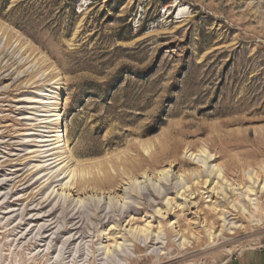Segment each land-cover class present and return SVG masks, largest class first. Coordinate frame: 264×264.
<instances>
[{
	"label": "rangeland",
	"instance_id": "374dc122",
	"mask_svg": "<svg viewBox=\"0 0 264 264\" xmlns=\"http://www.w3.org/2000/svg\"><path fill=\"white\" fill-rule=\"evenodd\" d=\"M24 44L29 49L18 51ZM41 70L48 74L44 82H38ZM60 77L57 107L71 152L83 168L104 163V182L88 192L124 201L125 174L146 173L153 182L127 200L128 219L134 217L135 227L150 222L154 232V211L161 207L154 200H174L172 214L159 224L162 239L130 244L127 256L109 264H222L264 246V219L229 213L238 228L212 244L193 222L201 213V222L206 217L221 224L210 210L215 198L199 196L183 212L173 186L163 199L151 187L162 169H198L186 156L190 145L207 142L231 180H239L241 163L264 159V0H0V264H104L93 253L97 228L89 231L93 239L81 256L74 251L63 259L68 235L51 246V234L41 236L38 227L52 218L31 224L34 197H47L54 186L60 192L66 182L62 176L51 183L48 172L34 168L43 159L33 155L35 137L28 136L46 132L34 128L30 101ZM239 142L247 146L230 148ZM74 188L75 198L84 195ZM55 194L46 211L58 201ZM91 208L89 220L95 216ZM173 222L189 247L180 246ZM111 226L102 227L110 235L103 246L117 236Z\"/></svg>",
	"mask_w": 264,
	"mask_h": 264
},
{
	"label": "bare ground",
	"instance_id": "6f19581e",
	"mask_svg": "<svg viewBox=\"0 0 264 264\" xmlns=\"http://www.w3.org/2000/svg\"><path fill=\"white\" fill-rule=\"evenodd\" d=\"M15 43H19V40ZM20 44L18 46H20ZM18 46L16 47L19 48ZM24 49L28 50L29 48L24 44L18 51H24ZM23 61H25V58L22 57L19 63ZM38 62V59L34 61L29 69L31 70L37 67L39 64ZM29 63H31V61ZM47 75L46 71L41 70L40 75H38V82H44V80L47 79ZM63 79L64 78L60 77L57 80H53V82L49 84V88L36 92L37 99L34 101L29 100L30 104H35L33 108V110L36 111L35 121L33 120V122H36L34 128L37 127L39 130H46L43 136L38 137L37 134L28 135L35 137V140L30 141L33 145H31V147L36 148L33 155H36L35 158L43 159L42 166L39 165L34 168H38V170L44 169L45 172H48L47 175L51 176L49 180L52 179L51 183H54L55 180V182H58V179L62 176H64L62 180H66V182L60 183V186H62L60 192H58L59 189L56 190L57 186H54L50 190L51 194L49 193L46 195L48 198L42 197L41 200H37L38 197H34L32 205H35L33 212H36V214H34L32 220L36 219L34 222L32 221L31 224L37 223L40 220L45 221V218H52L45 221L44 224H40L38 227L40 235L42 232L51 234V246H53V243L56 244L61 236L68 235L67 238L63 240L64 242H62V248L60 250V253L64 255L63 259H65V255L73 253L74 251L81 256V251H83L82 247L90 243V241H88L89 239H93V235L89 231L97 228L98 231L94 235H96L95 238H97L98 245L94 244L93 247L96 245L98 249H96V251L94 250L93 253L97 258L101 257L104 264H109V261L112 259H116L124 254L128 255L127 252H129L130 244L141 242L148 246L153 243V240L159 241V239H162L164 229L159 224H161L163 219L172 214L174 200L170 198H166L164 202H157L156 199L154 200L155 204H161V207L154 211L155 216L159 217L157 226L159 232H154L152 226H150V222L143 227H135L132 225L134 217L128 219L129 216H131L129 214L132 208V202H128L127 200L132 199L131 201H134V197L131 196L134 195V193L138 194V191H147L149 185L153 182L151 179L152 177L149 178L150 176L148 177L146 173L141 176L142 178L136 176L130 177L131 175L125 174L124 178H128L123 181V183H125L124 186H127L123 191L122 197L124 201H122L121 197H111L110 195L104 197L103 194L95 195L88 192V189L93 185H102L104 182L103 177L105 176V170L104 167H102L104 163L95 168L92 167L91 169L83 168L84 166L81 165L80 160L71 152L70 142L68 138H66L67 134L63 129V117L58 112L57 107L59 99V82ZM42 85H39V87ZM51 86L52 88H50ZM36 87H38V85ZM262 141H264V139ZM247 142L232 144L230 148H243L247 146ZM261 144L264 147V143L261 142ZM143 149L147 154L151 152V148L148 145L143 146ZM262 151H264V149ZM187 155L189 163L196 165L198 169L189 172H180L179 174H173V166H170L171 168L168 167V169H162L157 172V174H154L156 178L153 179L156 182L151 187L154 189L156 197L163 199L168 192L166 188L173 186L176 191L175 201L178 203L177 207L181 208L183 212H187L190 207H194L196 204L194 199H197L199 196L208 195L210 199L215 198L214 206L210 210L215 216H218V221H220L221 224L219 225V222H209L206 217L203 222H201V213L195 214L197 219L193 222L197 227L205 230L207 239L210 243L216 244L215 242L217 239L225 233L232 232L234 229L238 228L235 223L229 221V213L232 214L237 212L239 215H242V217L251 218L252 221L264 219V207L262 204V198H264V159L254 164H252V162L241 163V175L239 176V180H231L228 178L227 168L225 167V169L222 165L215 164L217 157H215L213 150H211V146L207 142L202 143L199 148L190 145L187 147L186 156ZM140 179H143L142 182ZM157 184L158 188L156 187ZM76 185L79 186L81 190H84V195H82V197L78 195V197L75 198V194H71V190ZM156 188L158 191H156ZM77 193L78 192H76V194ZM54 194L57 195L58 201H55V204L53 203L54 206L52 209L50 208L51 210L48 209L49 211H46V205L50 204ZM38 195H41V193ZM85 204L88 205L87 207L85 206L86 209H92L91 207L93 204L95 205V210L93 209L95 216L93 215L94 217L90 218V220L88 217L87 219L85 215L86 213L90 215L92 210L90 213L88 209V211H85ZM26 210L27 208L22 210V213ZM58 210H60V216L55 217ZM122 222H125V228L122 227ZM109 223H112V229L114 228L117 230V236L113 237V245L103 246L102 240L104 237L108 238L109 234L108 231L102 227ZM175 224L176 223L173 222L170 226L175 230L174 232L177 233L176 236L180 237L179 240L182 241L180 246L183 248L189 247L192 244L191 241H188L184 234L176 230L177 226H174ZM160 243L161 242H157L153 245H159ZM155 251H157V249H153V252Z\"/></svg>",
	"mask_w": 264,
	"mask_h": 264
},
{
	"label": "crops",
	"instance_id": "0c3cea01",
	"mask_svg": "<svg viewBox=\"0 0 264 264\" xmlns=\"http://www.w3.org/2000/svg\"><path fill=\"white\" fill-rule=\"evenodd\" d=\"M222 264H264V250L250 248L229 259Z\"/></svg>",
	"mask_w": 264,
	"mask_h": 264
},
{
	"label": "built area",
	"instance_id": "2783aa9c",
	"mask_svg": "<svg viewBox=\"0 0 264 264\" xmlns=\"http://www.w3.org/2000/svg\"><path fill=\"white\" fill-rule=\"evenodd\" d=\"M259 249L264 250V246L259 247Z\"/></svg>",
	"mask_w": 264,
	"mask_h": 264
}]
</instances>
